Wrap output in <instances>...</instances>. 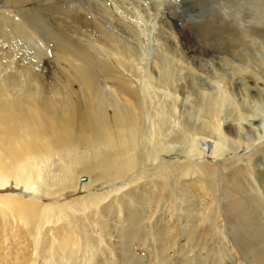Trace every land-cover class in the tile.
<instances>
[{
    "label": "bare ground",
    "instance_id": "1",
    "mask_svg": "<svg viewBox=\"0 0 264 264\" xmlns=\"http://www.w3.org/2000/svg\"><path fill=\"white\" fill-rule=\"evenodd\" d=\"M76 14L86 16L76 0H0V64L11 69L0 71V213L6 221L22 224L31 235L30 246L35 251L46 249L51 258L44 225L64 223L65 235L55 250L57 260L46 264H78L80 258L72 257L76 251L69 245L76 235L87 245L93 241L84 220L94 221L97 227L102 203L109 197L106 206L121 207L123 221L138 226L153 212L155 223H161L166 205L159 199L154 206L151 200L159 181L167 186L170 168L172 180L183 179L184 186L191 184H186L188 180L202 188L215 186L209 182L219 164H204L200 155L213 149L215 156H222L229 146L223 125L212 123L228 98L211 96L195 117L177 116L176 91L182 86L173 83L167 57L158 56L157 78L146 84L135 62L136 47L100 20L63 18ZM23 15H34L35 20H23L19 26ZM46 15L52 24L61 22L65 32L50 27ZM115 19L118 27L135 37L125 19ZM31 35L38 40H31ZM48 42L53 43V55L48 53ZM27 45L32 48L24 50ZM45 60L59 67L61 77L45 76ZM108 82L112 87H106ZM153 83L173 90L170 97L153 96ZM233 128L240 132L239 127ZM210 140L213 145L204 143ZM81 176L87 180L79 184ZM8 188L13 192H5ZM186 205L195 203L187 200ZM250 256L255 264H264V242Z\"/></svg>",
    "mask_w": 264,
    "mask_h": 264
},
{
    "label": "rangeland",
    "instance_id": "2",
    "mask_svg": "<svg viewBox=\"0 0 264 264\" xmlns=\"http://www.w3.org/2000/svg\"><path fill=\"white\" fill-rule=\"evenodd\" d=\"M80 1L76 0V4L86 16L63 18L70 22L76 18L100 20L119 37L130 41L138 52L135 62L142 82H155L154 64L161 53L167 57L173 83L182 86L180 91L175 90L177 116L195 117L211 96L228 98L212 123L223 125L220 127L228 134L229 146L224 148V156H215L213 149L200 155L204 164H219L209 182L215 186L202 188L191 180L186 183L191 184L184 186L183 179L172 180L170 168L167 186L159 181L151 200L154 206L159 199L166 205L161 223H155L153 212L138 226L123 221L119 217L123 209L117 204L106 206L110 197L106 199L101 206L102 215L96 220L97 227L93 226L94 221L84 220L93 245H87L86 239L76 235L72 246L69 245L77 253L72 257L80 258L76 259L78 264H255L250 255L264 242V0H95L96 7L90 0ZM49 17L46 15L50 27L65 32L61 22L52 24ZM115 18L125 19L135 37L118 27ZM23 20H35V16H20L19 26ZM43 37L47 38L46 34ZM30 39L36 41L38 37L31 35ZM48 44V53L53 55V43ZM23 48L29 50L32 46ZM94 61L102 63L99 58ZM43 65L46 77H61L56 64L45 60ZM2 70L11 72L0 64ZM15 71L21 73L17 72L20 69ZM98 78L104 81L102 75ZM108 84L112 87L109 82L106 87ZM150 91L167 100L173 90L153 83ZM204 119L207 117L200 118ZM233 127H239L240 132ZM204 143L213 145L214 141ZM175 146L181 148L177 143ZM223 159V164L219 163ZM81 177L79 184L87 180ZM5 192H13V188ZM187 200L195 205L188 207ZM11 221L0 213V264L56 262L55 250L65 235L64 223L44 225L51 258L46 249L38 247L35 251L27 229ZM79 244L84 246L80 248ZM122 258L128 262L124 263Z\"/></svg>",
    "mask_w": 264,
    "mask_h": 264
}]
</instances>
